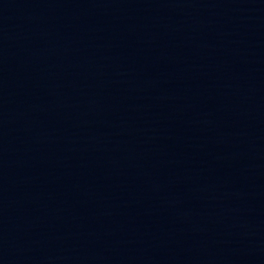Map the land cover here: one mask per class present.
Here are the masks:
<instances>
[{
  "label": "water",
  "instance_id": "obj_1",
  "mask_svg": "<svg viewBox=\"0 0 264 264\" xmlns=\"http://www.w3.org/2000/svg\"><path fill=\"white\" fill-rule=\"evenodd\" d=\"M0 264H264V0H0Z\"/></svg>",
  "mask_w": 264,
  "mask_h": 264
}]
</instances>
